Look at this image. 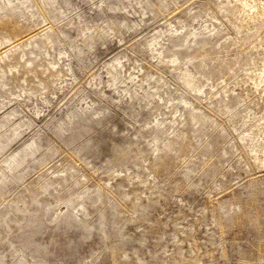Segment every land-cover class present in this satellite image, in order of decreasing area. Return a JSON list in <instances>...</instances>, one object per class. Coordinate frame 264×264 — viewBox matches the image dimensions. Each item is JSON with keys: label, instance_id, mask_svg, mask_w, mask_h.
<instances>
[{"label": "rangeland", "instance_id": "obj_1", "mask_svg": "<svg viewBox=\"0 0 264 264\" xmlns=\"http://www.w3.org/2000/svg\"><path fill=\"white\" fill-rule=\"evenodd\" d=\"M0 264H264V0H0Z\"/></svg>", "mask_w": 264, "mask_h": 264}]
</instances>
